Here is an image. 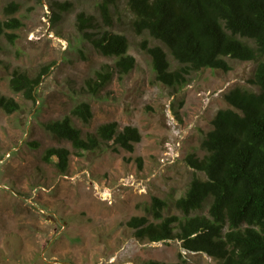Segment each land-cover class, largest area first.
<instances>
[{
	"label": "rangeland",
	"instance_id": "obj_1",
	"mask_svg": "<svg viewBox=\"0 0 264 264\" xmlns=\"http://www.w3.org/2000/svg\"><path fill=\"white\" fill-rule=\"evenodd\" d=\"M12 1L19 9L6 16L4 7ZM52 1L72 4L55 22ZM116 1L120 15L112 30L127 37L135 66L122 78L114 73L95 95L87 80L117 58L101 55L82 40L76 16L85 12L101 23V0H0V20L20 22L16 29H5L11 39L0 35V94L20 105L12 114L0 109V264H170L179 254L183 264H219L205 253L183 250L177 240H137L126 223L146 215L152 197L167 201L163 216L182 217L174 201L193 175L185 158L203 155L200 142L216 112L227 106L224 94L250 87L255 64L226 58L227 72L203 68L183 87H167L157 81L146 52L161 44L136 33L125 0ZM168 61L175 68L169 54ZM46 67L35 102L10 89L14 71L34 76ZM80 102H88L93 114L87 125L72 117L84 136L108 122L120 130L136 127L141 140L134 150L109 142L78 156L69 142L43 129L42 123L69 115ZM51 147L71 152L65 173L55 159L43 160Z\"/></svg>",
	"mask_w": 264,
	"mask_h": 264
},
{
	"label": "trees",
	"instance_id": "obj_2",
	"mask_svg": "<svg viewBox=\"0 0 264 264\" xmlns=\"http://www.w3.org/2000/svg\"><path fill=\"white\" fill-rule=\"evenodd\" d=\"M125 7L135 32L147 33L161 44L146 52L157 81L167 87H183L193 72L203 68L227 72L226 58L255 64L247 81L250 87H235L224 94L227 106L216 112L211 129L200 142L203 155L191 153L185 158L193 175L184 194L174 201L182 217L163 216L167 201L152 197L146 215L133 216L126 225L137 240H177L183 250L205 253L219 264H264V0H125ZM71 8L70 1L50 2L51 20L57 21ZM118 8L116 0H101V23L85 12L76 16L82 40L101 55L117 58L113 66L104 65L87 80L95 95L114 73L122 78L135 66V58L127 54V37L112 30L114 17L120 15ZM18 9V3L12 1L3 11L10 16ZM9 18L0 20V35L11 39L14 35L5 29H16L20 22ZM168 54L175 68H171ZM47 69L34 76L14 71L10 89L35 102L34 90ZM19 108L15 99L0 94L4 112L12 114ZM72 117L89 124L93 117L90 104L80 102L69 115L44 122L42 127L52 137L69 142L78 156L98 151L109 142L132 152L141 140L136 127L120 130L116 122L101 124L84 136ZM70 154L65 147H51L43 160L55 159L56 168L65 173ZM204 210L206 214H202ZM194 212L198 213L192 215ZM181 257L179 254L170 264H183ZM144 264L163 263L149 260Z\"/></svg>",
	"mask_w": 264,
	"mask_h": 264
}]
</instances>
